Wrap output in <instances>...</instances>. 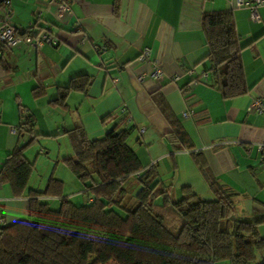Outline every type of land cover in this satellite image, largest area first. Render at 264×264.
Here are the masks:
<instances>
[{"label":"crops","instance_id":"crops-1","mask_svg":"<svg viewBox=\"0 0 264 264\" xmlns=\"http://www.w3.org/2000/svg\"><path fill=\"white\" fill-rule=\"evenodd\" d=\"M68 1L71 13L56 21L54 0H10L13 25L28 27L44 20L54 42L39 50L21 44L1 52L0 168L23 141L18 129L26 117L32 120L31 135L36 136L24 153L34 163L28 187L40 190L52 163L64 171L60 160L72 155L67 131L80 127L88 140H99L127 114L128 126L134 127L128 144L142 166H156L174 199L188 187L198 199L214 200L209 184L214 179L241 211L264 214V170L257 151V144L264 142V113L247 111L255 99H264V5L256 8L259 20L254 21L250 9L237 5V0ZM221 10L232 12L243 47L240 59L248 90L233 98H223L209 74L206 82L193 80L209 66L201 16ZM97 46L105 49L97 51ZM145 49L148 56L140 59ZM156 67L160 79L150 76ZM188 69L194 76L186 74ZM81 74L90 76L86 90H71L62 103L53 102L59 88ZM155 99H163L179 119L192 151L203 159V169L190 150L172 152L165 138L169 126ZM189 108L194 115L182 117ZM52 150L56 157L41 161L44 167L47 164L43 176L35 163L39 154ZM67 169L76 182L75 193L85 198L82 204L90 203ZM51 174L64 186L62 175ZM130 183L133 191L135 184ZM63 195L70 200L73 194L63 190ZM26 214L27 198L13 197L9 186L0 183V216L5 222L13 224ZM258 231L264 236V224Z\"/></svg>","mask_w":264,"mask_h":264},{"label":"trees","instance_id":"trees-1","mask_svg":"<svg viewBox=\"0 0 264 264\" xmlns=\"http://www.w3.org/2000/svg\"><path fill=\"white\" fill-rule=\"evenodd\" d=\"M201 26L211 85L223 98L246 93L243 47L232 12L203 13ZM89 82L86 74L72 77L53 102L62 103L71 90L84 92ZM155 103L169 126L165 138L172 152L190 150L203 169L179 119L163 99ZM128 119L124 114L99 140H88L80 127L66 132L72 155L62 163L91 199L75 205L52 174L42 189L28 187L34 163L24 153L36 136L30 132L32 120L24 118L18 129L24 139L5 157L0 183L9 186L13 197L27 198V214L0 226V264H264V236L258 231L264 214L241 211L214 179L209 182L214 200L202 201L188 187L174 199L156 166H142L128 144L134 130ZM51 198L57 208L50 207Z\"/></svg>","mask_w":264,"mask_h":264},{"label":"built area","instance_id":"built-area-1","mask_svg":"<svg viewBox=\"0 0 264 264\" xmlns=\"http://www.w3.org/2000/svg\"><path fill=\"white\" fill-rule=\"evenodd\" d=\"M56 3V9L54 11V19L56 21H62L65 16L71 13L68 0H54ZM237 5L244 6L250 9L251 18L254 21H258L259 17L256 12V8L260 5H264V0H237ZM11 2L10 0H0V54L1 49L11 50L18 47L21 44H25L34 50H39L44 44H51L54 42V37L48 28V24L44 20H38L37 22L29 25L28 27L15 26L11 23ZM148 56L145 49L140 56V59H146ZM186 74L194 76V70L188 69ZM150 76L153 79H160L162 77L159 68H155ZM208 72L202 70L199 74V80L196 82H206ZM143 77L138 76V80L141 81ZM175 80V78H173ZM125 112V109H121ZM247 111H254L257 113H264V99H255L247 108ZM194 115L192 108L186 109L181 113L184 118H189ZM129 120V119H128ZM142 131V130H141ZM257 151L259 153V167L264 170V142L257 144ZM5 220L0 216V226L4 225Z\"/></svg>","mask_w":264,"mask_h":264},{"label":"rangeland","instance_id":"rangeland-1","mask_svg":"<svg viewBox=\"0 0 264 264\" xmlns=\"http://www.w3.org/2000/svg\"><path fill=\"white\" fill-rule=\"evenodd\" d=\"M54 154V155H53ZM38 157H39V161H37V163H35L36 164V169H40V173L39 174H43V176H44V171L46 170V168H47V164L45 165V167L43 166V163L41 162V161H47V162H49L48 160L50 159V158H55L56 157V151H53L52 150V152L49 154V155H41V154H39L38 155ZM60 162L62 163V160H60ZM63 164V163H62ZM63 169V167L61 166V165H58L57 164V162H55V164L53 165V163H52V165H51V168H50V170H48V172L46 173V175H45V180H47L48 179V177L50 176L49 174H50V172L52 173V172H54L55 171V174L57 175V176H63L64 177V179H63V181H64V186H63V190H64V192L65 193H68V194H73V195H71V198H70V200H71V202H73L75 205H79V204H82V202L81 201H84L85 200V198H83L81 195H79V194H76L75 193V191L77 190L76 189V182H75V180H71V177H72V175L67 171L68 169L65 167L64 169V171L62 170ZM42 176V177H43ZM54 176V175H53ZM75 179V178H74ZM44 180V179H43ZM45 183H46V181H45ZM45 185V184H44ZM75 193V194H74ZM57 203L55 202V203H51L50 204V207L51 208H57Z\"/></svg>","mask_w":264,"mask_h":264}]
</instances>
